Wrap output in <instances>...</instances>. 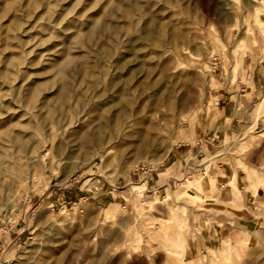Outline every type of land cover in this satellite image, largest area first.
Here are the masks:
<instances>
[{
	"label": "rangeland",
	"instance_id": "1",
	"mask_svg": "<svg viewBox=\"0 0 264 264\" xmlns=\"http://www.w3.org/2000/svg\"><path fill=\"white\" fill-rule=\"evenodd\" d=\"M50 6L0 51V264H264V0Z\"/></svg>",
	"mask_w": 264,
	"mask_h": 264
},
{
	"label": "bare ground",
	"instance_id": "2",
	"mask_svg": "<svg viewBox=\"0 0 264 264\" xmlns=\"http://www.w3.org/2000/svg\"><path fill=\"white\" fill-rule=\"evenodd\" d=\"M51 2H52V0H0V10H3L2 12H3L4 16L11 14V17H10L11 21L10 22H12L11 28L9 27L3 33L0 32V34H4L3 37L0 35V51H1V49L4 50V49L14 48V46L12 45V40H16L19 36L22 37L21 34H24L23 30L17 31V29H20V25L18 24V27L15 29L13 26H15L17 24V22H19L20 20H23L24 18L29 17L31 7L39 8L41 15L43 13L50 15V13L52 11V7L50 6ZM20 12H21V14L19 16ZM1 16L2 15H0V20L3 19ZM0 31H1V28H0ZM147 35H150V31L147 33ZM47 60H49V59H46L45 62ZM27 61H26V57H20L18 55H10V56L7 55L5 58H2V60L0 62L1 63L0 79L10 80L12 76L10 77L8 73L11 70L14 72L13 75H16V77L19 76L20 75V69H23L27 65H29L30 62H27ZM57 62L58 61H55L52 64V66L56 67V66L60 65V63H57ZM59 75H60V79L63 80V76H61L60 73H59ZM216 104H217V100H216V98H214V99H212V101L209 100L208 102H206L204 108L206 111H210L211 109H216ZM5 137H8V135L5 134ZM2 151H6L5 148H3ZM42 154L45 155L44 153H42ZM0 156H1V154H0ZM13 169H11V170H13ZM21 170L22 169H20V167H19V169L17 168V170H16L17 176L21 175ZM14 174H15V172H14ZM18 178H20V176ZM34 179L37 180V177H35ZM188 184L189 183H187L186 188L190 189L192 185L190 186ZM145 187H146V182L139 184V185H134L132 187V189H133V191H136V192H138V194H140L141 192H143V190H145ZM196 198H198V197H196ZM252 235L253 236L255 235V237H256L255 239L259 240L260 242H264V230L261 231L260 233H257V234L256 233L254 234V232H253ZM177 240L179 242V238H177ZM244 241L245 240H242L243 243H244Z\"/></svg>",
	"mask_w": 264,
	"mask_h": 264
},
{
	"label": "crops",
	"instance_id": "3",
	"mask_svg": "<svg viewBox=\"0 0 264 264\" xmlns=\"http://www.w3.org/2000/svg\"><path fill=\"white\" fill-rule=\"evenodd\" d=\"M218 101H217V109H218V111L219 112H223V111H227L228 109H229V103H230V99L229 100H227L228 99V97H226V95L225 94H219L218 95ZM221 97V98H220ZM227 101V102H226ZM205 133V132H204ZM196 135V134H195ZM192 136V135H191ZM204 137H207V135L206 134H203V138Z\"/></svg>",
	"mask_w": 264,
	"mask_h": 264
}]
</instances>
